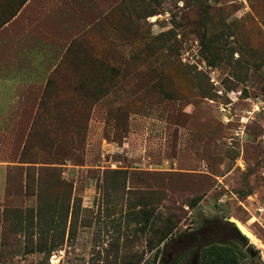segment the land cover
<instances>
[{
  "label": "rangeland",
  "instance_id": "rangeland-1",
  "mask_svg": "<svg viewBox=\"0 0 264 264\" xmlns=\"http://www.w3.org/2000/svg\"><path fill=\"white\" fill-rule=\"evenodd\" d=\"M33 8L64 49L25 160L68 195L11 172L0 264H201L238 221L264 264V0H0V64Z\"/></svg>",
  "mask_w": 264,
  "mask_h": 264
},
{
  "label": "crops",
  "instance_id": "crops-1",
  "mask_svg": "<svg viewBox=\"0 0 264 264\" xmlns=\"http://www.w3.org/2000/svg\"><path fill=\"white\" fill-rule=\"evenodd\" d=\"M32 17V24L28 23L24 28V37L19 42V23ZM15 20L18 24L11 22L7 30L10 36L18 35L16 41L19 44L11 63L6 65L2 60L0 64V201L6 196L11 172L22 171L27 164L20 156L35 123L49 75L64 49V45L56 42L55 23L43 26L37 8H33L32 14L30 10H24ZM10 153L13 158L3 157ZM24 173L26 175V171Z\"/></svg>",
  "mask_w": 264,
  "mask_h": 264
},
{
  "label": "trees",
  "instance_id": "trees-1",
  "mask_svg": "<svg viewBox=\"0 0 264 264\" xmlns=\"http://www.w3.org/2000/svg\"><path fill=\"white\" fill-rule=\"evenodd\" d=\"M15 15V14H14ZM13 15V16H14ZM44 106L42 105L41 108ZM37 125L39 124V120L36 117ZM33 133H30L26 145L21 153V161L30 164L26 170V187L27 190L31 188L32 185L37 188L38 192L44 190H48L50 192L56 193L57 190L66 189V193L68 195V185L61 178V174L58 173V169L56 168H44L35 166L36 163H46L48 165L54 164L51 161L39 162L37 160H25L27 155H29V151L31 149L30 142L31 136ZM35 134V131H34ZM72 199V194L67 197V208L70 204V200ZM235 233L237 234V238L232 239L230 244L227 245L225 243L220 242H207L201 245L200 252V262L201 264H240L239 257L242 253L243 247L248 243L249 238L234 224H232ZM160 245V244H159ZM160 250H157V254ZM164 264V263H159Z\"/></svg>",
  "mask_w": 264,
  "mask_h": 264
},
{
  "label": "bare ground",
  "instance_id": "bare-ground-1",
  "mask_svg": "<svg viewBox=\"0 0 264 264\" xmlns=\"http://www.w3.org/2000/svg\"><path fill=\"white\" fill-rule=\"evenodd\" d=\"M238 225L242 229V231H244L248 236H253L252 232L243 223L238 221Z\"/></svg>",
  "mask_w": 264,
  "mask_h": 264
},
{
  "label": "flooded vegetation",
  "instance_id": "flooded-vegetation-1",
  "mask_svg": "<svg viewBox=\"0 0 264 264\" xmlns=\"http://www.w3.org/2000/svg\"><path fill=\"white\" fill-rule=\"evenodd\" d=\"M227 224H229V223H227ZM230 225H231V227H233L232 224H230ZM201 248H202L201 246L198 248V249H199V250H198V253L201 251ZM251 254H252V255H255L256 252H255V251H252Z\"/></svg>",
  "mask_w": 264,
  "mask_h": 264
},
{
  "label": "built area",
  "instance_id": "built-area-1",
  "mask_svg": "<svg viewBox=\"0 0 264 264\" xmlns=\"http://www.w3.org/2000/svg\"><path fill=\"white\" fill-rule=\"evenodd\" d=\"M258 210L263 214L264 213V206L259 207Z\"/></svg>",
  "mask_w": 264,
  "mask_h": 264
}]
</instances>
